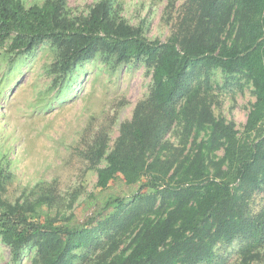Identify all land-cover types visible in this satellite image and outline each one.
<instances>
[{
  "label": "trees",
  "instance_id": "trees-1",
  "mask_svg": "<svg viewBox=\"0 0 264 264\" xmlns=\"http://www.w3.org/2000/svg\"><path fill=\"white\" fill-rule=\"evenodd\" d=\"M122 12L120 0H99L88 14L68 0H0V52L33 54L49 45L47 74L59 92L94 60L110 70L138 61L153 73L150 96L112 151L105 133L89 150L92 167L107 162L97 186L107 190L121 179L138 187L133 197L110 200L78 225L62 223L50 214L52 195L4 198L0 163V242L16 263L35 252L33 264H212L219 244L241 240L244 264L256 261L264 213L251 215L248 206L264 190V0H188L166 42L147 38ZM218 70L254 86L243 136L214 113ZM177 125L181 147L167 138Z\"/></svg>",
  "mask_w": 264,
  "mask_h": 264
},
{
  "label": "rangeland",
  "instance_id": "rangeland-1",
  "mask_svg": "<svg viewBox=\"0 0 264 264\" xmlns=\"http://www.w3.org/2000/svg\"><path fill=\"white\" fill-rule=\"evenodd\" d=\"M22 1L31 6L46 0ZM98 1L68 0L77 14H88ZM187 1L120 0L130 24L143 26L147 38L162 42L176 31ZM7 49L0 52V163L7 175L4 198L15 203L52 195L55 201L50 214L74 225L102 212L116 197L130 200L138 187H127L121 179L107 190L97 186V169L107 162L92 167L89 150L105 133L108 153L112 151L122 125L133 119L137 105L150 96L152 71L138 61L110 70L94 60L79 67L70 86L59 92L47 74L54 62L49 45L24 55H11ZM212 86L215 115L234 122L243 136L256 102L253 84L228 79L218 70ZM167 138L181 147V127L173 128ZM248 210L255 216L264 213V190L252 196ZM261 242L254 251L259 257L250 264H264V237ZM244 245L241 240L219 244L212 264H244ZM34 256L35 252H29L16 263L10 248L0 242V264H33Z\"/></svg>",
  "mask_w": 264,
  "mask_h": 264
}]
</instances>
